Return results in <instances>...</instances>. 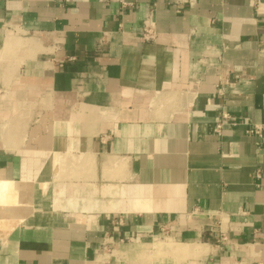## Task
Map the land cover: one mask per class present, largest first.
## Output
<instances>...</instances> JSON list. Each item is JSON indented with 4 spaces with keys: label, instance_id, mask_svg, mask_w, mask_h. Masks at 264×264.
<instances>
[{
    "label": "crops",
    "instance_id": "1",
    "mask_svg": "<svg viewBox=\"0 0 264 264\" xmlns=\"http://www.w3.org/2000/svg\"><path fill=\"white\" fill-rule=\"evenodd\" d=\"M162 232L264 264V0H0V264H141Z\"/></svg>",
    "mask_w": 264,
    "mask_h": 264
},
{
    "label": "rangeland",
    "instance_id": "2",
    "mask_svg": "<svg viewBox=\"0 0 264 264\" xmlns=\"http://www.w3.org/2000/svg\"><path fill=\"white\" fill-rule=\"evenodd\" d=\"M171 242H174V241H172L171 239H168L167 234L156 236L154 238V241H152L150 245L146 246L145 250L144 249L141 250V253L139 256L141 264H175L177 263V260H176L177 258H173L175 257V255H171L168 253L158 254V253H154V250H153L154 246L159 243L164 244V243H171ZM193 247L194 246L192 245L189 248H193Z\"/></svg>",
    "mask_w": 264,
    "mask_h": 264
},
{
    "label": "built area",
    "instance_id": "3",
    "mask_svg": "<svg viewBox=\"0 0 264 264\" xmlns=\"http://www.w3.org/2000/svg\"><path fill=\"white\" fill-rule=\"evenodd\" d=\"M148 34V31L146 32ZM149 36V35H148ZM150 38V36H149ZM224 124H230V125H234L233 121L231 120V118L227 115V114H222L220 117V121L216 124L215 126V131L218 132V130L222 127V125ZM263 130L262 126H258V125H254L251 128H247L245 130V133L247 135H254V136H258L261 131ZM166 235V232H162L161 235Z\"/></svg>",
    "mask_w": 264,
    "mask_h": 264
},
{
    "label": "bare ground",
    "instance_id": "4",
    "mask_svg": "<svg viewBox=\"0 0 264 264\" xmlns=\"http://www.w3.org/2000/svg\"><path fill=\"white\" fill-rule=\"evenodd\" d=\"M5 187H6V185H5ZM180 246H181L180 244H176L174 242L164 243V244L159 243V244L154 246L153 250H154V253H158V254L168 253V254L174 255V254H176V250L180 249Z\"/></svg>",
    "mask_w": 264,
    "mask_h": 264
}]
</instances>
